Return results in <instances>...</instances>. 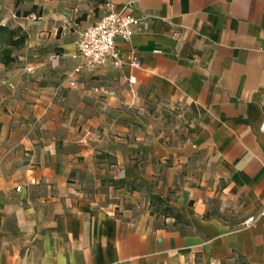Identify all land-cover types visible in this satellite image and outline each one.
<instances>
[{
    "label": "crops",
    "instance_id": "crops-1",
    "mask_svg": "<svg viewBox=\"0 0 264 264\" xmlns=\"http://www.w3.org/2000/svg\"><path fill=\"white\" fill-rule=\"evenodd\" d=\"M105 1L141 18L131 42H119L141 65L77 64L60 98L57 83H33L10 99L0 127V264H264V0ZM90 18L60 46L73 49L101 19ZM39 36L29 35L32 55H51ZM100 80L119 98H96L106 95ZM153 98L187 105L189 139L166 144L134 131L135 107ZM139 145L140 176L179 189L171 203L182 222L156 224L135 211L136 191L106 184Z\"/></svg>",
    "mask_w": 264,
    "mask_h": 264
},
{
    "label": "rangeland",
    "instance_id": "rangeland-1",
    "mask_svg": "<svg viewBox=\"0 0 264 264\" xmlns=\"http://www.w3.org/2000/svg\"><path fill=\"white\" fill-rule=\"evenodd\" d=\"M106 3L105 0H0V23L11 27L20 26L29 35H40L39 44L47 46L51 53L35 58L30 48L31 37H28L26 45L14 51V55H18L16 62L9 66L0 63V127L5 122L1 119L2 115L10 116L13 111L10 99L20 98L25 94V87H31L33 83H57L59 86L55 98H60L62 84L69 80L66 73L69 74L77 64H82L76 46L71 50L65 49L60 46L61 42H74L76 32L86 25L89 15L95 21L104 15L107 10ZM27 11L30 13L27 14ZM53 61L55 68L51 67ZM98 84L103 85L101 92L106 95L98 93L96 98H119L120 88L115 84L105 80H100ZM135 111L138 121L134 123V131L140 129L153 140L178 145L192 136L193 116L183 103H170L153 98L137 105ZM140 148V145L135 147L138 151L133 154L137 156L131 158L130 166L119 170L117 183L109 180L106 184L116 189L123 186L128 191H136L137 194L133 195L137 198L135 211L151 216L154 223L171 226L177 221L182 222L175 218L178 208L171 203L177 200L179 189H165L164 184L159 187L140 176L141 165L143 167L141 161L145 160V154L140 153ZM229 264L247 263L239 258Z\"/></svg>",
    "mask_w": 264,
    "mask_h": 264
},
{
    "label": "built area",
    "instance_id": "built-area-1",
    "mask_svg": "<svg viewBox=\"0 0 264 264\" xmlns=\"http://www.w3.org/2000/svg\"><path fill=\"white\" fill-rule=\"evenodd\" d=\"M106 6L107 12L104 16L81 31L76 41V52L82 59L77 71L100 66L121 68L127 64L141 65L136 57L125 58L119 48V42H131L135 27L140 23L141 18L125 11H114L110 1H107ZM71 85H74V82H71ZM262 129L264 130V122ZM20 189L21 187H17V190ZM261 215H264V210L261 211ZM253 221L254 217H249L246 223Z\"/></svg>",
    "mask_w": 264,
    "mask_h": 264
},
{
    "label": "trees",
    "instance_id": "trees-1",
    "mask_svg": "<svg viewBox=\"0 0 264 264\" xmlns=\"http://www.w3.org/2000/svg\"><path fill=\"white\" fill-rule=\"evenodd\" d=\"M30 11H27L29 14ZM29 34L22 27H11L0 23V63L5 66L16 62L18 55H14V51L21 49L26 45ZM117 183V180H113ZM178 220L183 219V215L177 213L174 215Z\"/></svg>",
    "mask_w": 264,
    "mask_h": 264
}]
</instances>
